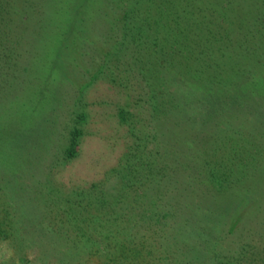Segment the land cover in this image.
<instances>
[{
    "label": "rangeland",
    "instance_id": "rangeland-1",
    "mask_svg": "<svg viewBox=\"0 0 264 264\" xmlns=\"http://www.w3.org/2000/svg\"><path fill=\"white\" fill-rule=\"evenodd\" d=\"M10 1V13L0 25V264H118V246L128 244L124 236L147 243L152 235L137 209L122 210L121 224L110 219L102 226L86 220L73 225L72 215L83 216L102 181L109 186L123 172H146L148 164H153V177L161 171L192 189L216 222L205 223L217 228L211 231V244L203 247V258L178 264L215 259L218 264H264V170L259 169L264 144H256H262L263 136L234 130L232 136L243 141L241 151L253 152L250 158L259 163L232 157L236 178L218 194L204 179L214 145L204 111L219 107L223 91L216 96L177 73L185 58L188 68L196 66L194 21L198 9L209 11L204 2L214 0H177L192 12L176 18L178 27L173 24L181 33L180 49L190 36V53L183 57L181 49L168 64L161 57V39L176 33L164 32L167 17L161 0H154L160 14L153 7L145 17L146 0H139L137 15L130 13L136 0ZM228 6L230 14L223 21L234 17L243 31L255 34L240 42L226 40L222 55L215 51L221 62L217 68L243 88L244 106L264 108V0H231ZM153 19L161 26L150 29ZM155 31L159 34L152 35ZM155 36L157 44L151 43ZM120 108L126 110L123 120ZM72 138L76 145L69 154ZM220 144L219 155L231 152L232 145ZM194 220L201 224L193 217L185 226L193 227ZM97 230L114 235L111 246L103 244ZM153 243L159 256L161 247ZM175 245L178 251L185 247ZM207 246L217 251L216 258Z\"/></svg>",
    "mask_w": 264,
    "mask_h": 264
},
{
    "label": "trees",
    "instance_id": "trees-1",
    "mask_svg": "<svg viewBox=\"0 0 264 264\" xmlns=\"http://www.w3.org/2000/svg\"><path fill=\"white\" fill-rule=\"evenodd\" d=\"M143 1L144 0H142V2ZM161 1L165 8L164 16L167 17V22L164 23V32L166 30V32L169 31L172 34L176 33L173 35L174 37H169L167 41V38L161 39L162 41L165 40V44L161 48L162 52L165 53V56L161 57L166 59L165 63L168 64L170 59L172 60L174 56H178V52H180L181 49V56L183 57L185 51L189 52L188 46L190 45V36L188 35L185 38L183 46L180 49V38L177 39V35L181 33L176 32L178 28L177 30L173 29V24L177 25L176 18L181 14H186L188 16L192 12H190L189 8H186V3L181 4L179 1V4L181 5H178L177 0ZM146 2L148 3V6L145 8V13L142 17H145L147 13H151V9L153 7L159 8L158 13L160 14L161 6L156 5V1L146 0ZM230 2L231 0H214L213 2H204V4L208 3L204 6L209 8L208 12H202L203 10L198 9L199 6L197 7V12L199 14L194 21L195 40L193 51L194 59L197 60V64L196 66L193 64V68L190 69L186 66L188 61L185 58L184 64H182L183 67L177 72L182 77L192 79V81L199 87H206L205 89L209 92L215 94L218 91H223V100H221L219 107H213V111H204L206 114L204 120L206 123V129L208 134H211L210 138L214 143L212 149L213 152L210 154L213 162L209 165V168L208 163L206 162L208 171L204 179L207 178V184L213 183L215 185L214 188L218 194H223L229 187L231 181L233 182L232 179L236 178V176L234 178L232 176L234 173L232 171L233 160H231L235 155L240 157L238 162L242 161L241 158H245L248 161L250 160L253 165L259 163L257 162V157L254 159L250 158V155L253 154V152H245L244 150V152L241 151V146H244L241 145L243 141L239 140L241 139L240 137H238V139L237 136H232L234 130L246 131L245 129H247L248 132H259V135L256 133H254V135H256L258 139L263 136L262 144H256L260 146L264 144V108L256 105L249 107V104L244 106L242 101L240 102L241 93H244L243 88L241 89V87L234 86L236 83L234 82V76L232 77L226 75L222 68H217L221 62L215 58L216 55H219L216 54V52L220 51V54L224 52L223 48L225 49L226 40L233 37L240 42V40L246 38L248 34L252 36L255 34V32L249 30L243 31L244 26H242V23L238 21L234 23V17L227 19V21H223L226 20V18H228V14H230V7L228 6ZM11 3L12 2L10 0H0V25L2 24V18L8 16L10 13ZM137 4H140L139 0L134 1L133 6L130 8V13H133V15H137V12H139ZM174 17L175 19H173ZM154 20L155 19L147 24L150 29H152L151 25L160 24L159 27L161 26L160 22L155 23ZM229 24H231V26H229ZM179 31L182 32V30ZM156 33L159 34L155 31L152 35ZM157 40H159L158 36L153 37V41L150 39L151 43L154 44H157ZM231 43L232 40L229 41L228 44ZM149 46H151L150 43ZM151 47L152 49L154 48L153 46ZM204 54H209L211 59L208 60ZM211 64H215L216 67L210 68ZM257 79H259L258 76L256 77V82L260 83ZM229 91L230 93H228ZM149 100L150 104V97ZM164 102L165 100L161 104V107L163 108L161 111L163 112L166 109L167 103ZM150 105L151 109H153V104ZM118 113L120 119L123 120L126 118V110L120 108ZM259 127H261V129H259ZM219 143H221L220 145L223 144V146H225V144H227V146L232 145V149H230L231 152L226 153V155H219L217 153V146ZM248 144L251 145L252 142ZM75 145L76 140L72 138L70 140L67 153L72 154L74 152ZM152 168L153 164H148L146 172L141 173L137 170V172L134 171L133 174L131 173L128 176L125 172H123L121 173L122 177L119 180L116 179L117 181L109 184V186L102 181V184H98L95 199L93 198L92 201L89 200L88 203L86 202V205L83 208L85 211L83 216L78 215L77 218L79 220H77V215H72V224L79 225V222H85L84 220H86L94 221L98 223V225L102 226L103 224H109L110 219L118 220L120 223L119 215H121L120 212L122 210L131 208L137 209L138 212L136 214L138 215V219L143 221L146 228L152 232V235L149 237L150 240H148L147 243L141 241L133 243V237L129 236L128 238V236H124L123 238L128 240V244L126 246L125 243L122 242L120 243L121 246H118L119 249L117 254L121 256L118 264H136V262H143L141 264H178V261L182 262L188 260L189 257L201 256L200 258H203L201 253L204 250L203 247H205L208 243L211 244L209 241L211 231L217 228L216 225L213 224H211L212 226L205 225V223L209 222V220L216 223L210 215L211 210H207L206 206L202 207L199 204L193 193H191L192 189L185 187L184 184H179L178 182L167 178L165 176V172V174H163L161 171L157 170L159 171L158 176L153 177L151 175V173H153ZM259 169H262L261 171L264 170V162L261 163V167ZM161 173L163 175H161ZM77 201L79 202V200ZM174 201L177 203V207L174 206ZM162 203H164L166 207L164 209H158L157 205ZM115 206L118 207L119 211L114 208ZM72 211H76L74 207H72ZM186 212H189L191 215L185 214ZM193 217H196L199 220L198 222L201 224L199 225L196 220H194L193 227L185 226V222L189 218ZM6 222L7 225H9V222ZM4 223L5 222H3V224ZM76 230H78L77 232L80 231V234H83L79 227ZM97 233L102 234V238H104V245L108 247L111 246L110 239L114 238V235H112L110 231L102 233V230H97ZM155 241H157L161 247L159 248V256L155 255L157 248L153 243ZM177 242L185 246L183 250L178 251L177 249H173ZM122 246L126 247V249ZM211 248L212 247H208V249ZM211 251L213 257L216 258L217 251H214V249H211ZM107 252L111 251L108 249ZM148 255H151L152 257L148 259ZM217 262V259H215L214 261H206L203 264H218Z\"/></svg>",
    "mask_w": 264,
    "mask_h": 264
}]
</instances>
